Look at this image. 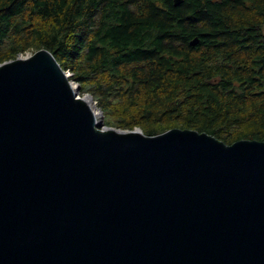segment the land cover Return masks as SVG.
Instances as JSON below:
<instances>
[{
  "label": "water",
  "instance_id": "obj_1",
  "mask_svg": "<svg viewBox=\"0 0 264 264\" xmlns=\"http://www.w3.org/2000/svg\"><path fill=\"white\" fill-rule=\"evenodd\" d=\"M70 76L0 62V264H264V140L104 125Z\"/></svg>",
  "mask_w": 264,
  "mask_h": 264
},
{
  "label": "trees",
  "instance_id": "obj_2",
  "mask_svg": "<svg viewBox=\"0 0 264 264\" xmlns=\"http://www.w3.org/2000/svg\"><path fill=\"white\" fill-rule=\"evenodd\" d=\"M41 47L105 124L264 140V0H0V62Z\"/></svg>",
  "mask_w": 264,
  "mask_h": 264
},
{
  "label": "rangeland",
  "instance_id": "obj_3",
  "mask_svg": "<svg viewBox=\"0 0 264 264\" xmlns=\"http://www.w3.org/2000/svg\"><path fill=\"white\" fill-rule=\"evenodd\" d=\"M31 52H34V51H32V50H27V51H25V52H21L19 55H21V54H29V53H31ZM73 81L74 82H77V81H75L74 79H73ZM74 84V86H75V83H73ZM87 93H90V92H80V94H81V96H85V95H87ZM97 101V100H96ZM96 105L95 106H97L99 109L101 108L102 109V107H100L99 105H98V103L96 102L95 103ZM100 109V110H101ZM103 110V114H104V117H103V120H104V125H109V124H105V122H106V113H105V111H104V109H102ZM109 126H114V125H109ZM118 127V126H117Z\"/></svg>",
  "mask_w": 264,
  "mask_h": 264
},
{
  "label": "bare ground",
  "instance_id": "obj_4",
  "mask_svg": "<svg viewBox=\"0 0 264 264\" xmlns=\"http://www.w3.org/2000/svg\"><path fill=\"white\" fill-rule=\"evenodd\" d=\"M73 86H74V84H73ZM74 87H75V86H74ZM83 98H84L87 102H89V103L91 104V106L94 108V111H95L98 115L101 114V110H100L97 106H95L96 104H95V102L92 101V99H91V97H90L89 94L85 95Z\"/></svg>",
  "mask_w": 264,
  "mask_h": 264
},
{
  "label": "built area",
  "instance_id": "obj_5",
  "mask_svg": "<svg viewBox=\"0 0 264 264\" xmlns=\"http://www.w3.org/2000/svg\"><path fill=\"white\" fill-rule=\"evenodd\" d=\"M68 72H71V71L68 70Z\"/></svg>",
  "mask_w": 264,
  "mask_h": 264
}]
</instances>
